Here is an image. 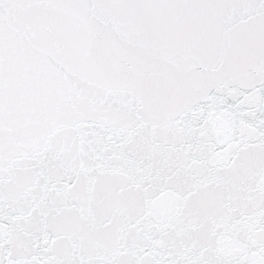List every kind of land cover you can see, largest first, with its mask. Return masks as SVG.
<instances>
[{
  "label": "snow or ice",
  "instance_id": "obj_1",
  "mask_svg": "<svg viewBox=\"0 0 264 264\" xmlns=\"http://www.w3.org/2000/svg\"><path fill=\"white\" fill-rule=\"evenodd\" d=\"M0 264H264V0H0Z\"/></svg>",
  "mask_w": 264,
  "mask_h": 264
}]
</instances>
